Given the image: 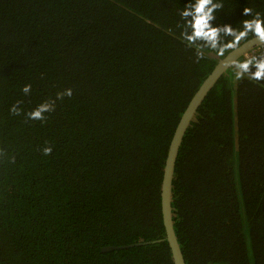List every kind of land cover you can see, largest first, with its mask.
<instances>
[{
  "label": "trees",
  "instance_id": "1",
  "mask_svg": "<svg viewBox=\"0 0 264 264\" xmlns=\"http://www.w3.org/2000/svg\"><path fill=\"white\" fill-rule=\"evenodd\" d=\"M185 3L0 0V264H173L166 241L101 250L165 237L168 147L217 64L182 41ZM220 3L214 26L239 28L244 7L264 17V0ZM262 54L264 45L249 56ZM230 68L176 159L172 220L185 264H264V81L234 80ZM65 88L72 96L57 100ZM44 100L46 119H27Z\"/></svg>",
  "mask_w": 264,
  "mask_h": 264
},
{
  "label": "clouds",
  "instance_id": "2",
  "mask_svg": "<svg viewBox=\"0 0 264 264\" xmlns=\"http://www.w3.org/2000/svg\"><path fill=\"white\" fill-rule=\"evenodd\" d=\"M222 7L220 0H187L180 12L181 17H185L184 25L190 31H182L180 37L188 46L196 51L197 58L205 54V49L215 52L222 56L226 49H232L244 40L249 34L254 35L262 44H264V17L260 12L253 13L249 7L242 9V14L247 19L240 22V27L231 25H212L210 22L214 19V13ZM231 37V39L221 42L220 34ZM250 55V54H249ZM250 68L253 69L250 71ZM228 75L234 80H240L247 77L253 81H264V54L247 56L242 60H234ZM30 84H25L21 92L28 93ZM56 99L63 100L64 97L72 96V89L65 88L56 92ZM52 102L44 100L38 103L31 111L25 113L29 120H39L43 122L46 119V113L52 111ZM21 109L10 107L9 112L19 115ZM42 154L48 156L52 152L51 146L45 142L42 148Z\"/></svg>",
  "mask_w": 264,
  "mask_h": 264
},
{
  "label": "water",
  "instance_id": "3",
  "mask_svg": "<svg viewBox=\"0 0 264 264\" xmlns=\"http://www.w3.org/2000/svg\"><path fill=\"white\" fill-rule=\"evenodd\" d=\"M255 36L241 43L235 48H232L223 57L218 56L213 52H209L208 56L217 60V64L211 71V73L204 79L201 85L198 87L192 98L190 99L188 105L186 106L184 112L182 113L177 126L175 127L173 136L171 138L164 168L162 175V183L160 189V208L161 217L164 227L165 237L164 239L151 241V242H139L126 246L119 247H105L102 248V252H111L114 250L126 249L131 247L142 246L150 243H159L166 241L170 252L173 264H185L182 252L177 242V238L174 231V225L172 220V181L174 178V168L176 164V159L179 151V147L182 143L183 137L186 130L190 126L191 122L194 120V116L207 96L208 92L212 89L219 78L232 66L234 60H239L240 58H246L249 54H252L256 49L263 46Z\"/></svg>",
  "mask_w": 264,
  "mask_h": 264
}]
</instances>
